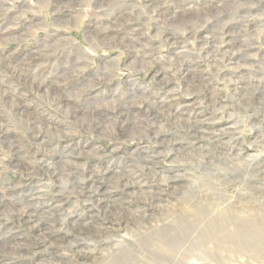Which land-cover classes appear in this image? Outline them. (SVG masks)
Instances as JSON below:
<instances>
[{"label":"rangeland","instance_id":"374dc122","mask_svg":"<svg viewBox=\"0 0 264 264\" xmlns=\"http://www.w3.org/2000/svg\"><path fill=\"white\" fill-rule=\"evenodd\" d=\"M170 3L165 8L161 0H0L1 264H120L122 252L130 258L127 264H180L150 255L141 241L157 239L155 232L176 224L182 213L210 209L212 217L201 229L218 220L220 211L264 217V0ZM217 10L221 18L231 16L219 23ZM225 22L240 25L234 30L238 46ZM197 33L216 36L210 60ZM230 49L238 56L246 50V67L255 71L246 72L240 87L234 81L244 71L229 64ZM183 61L214 82L216 105L207 91L184 80ZM52 81L58 93L48 90ZM119 102L135 107L131 116L143 110L134 116L144 119L142 126L135 122L140 130L134 136L110 115ZM149 106L169 133L165 141L145 128ZM90 107L100 109L105 121L97 128L85 113ZM188 121L208 129L204 141L190 134ZM175 135L185 144L183 152L173 148ZM150 156L153 168L143 162ZM250 156L261 160L253 163ZM249 162L254 168L247 169ZM105 170L110 172L91 184L110 192L94 203L82 189L92 171ZM121 171L139 186L114 182ZM110 207L122 209L121 224L113 216L106 221ZM19 211L34 212L44 222L39 226L34 218L38 226L30 229ZM89 225L104 226L101 241L108 242L99 245ZM71 229L80 233V248L62 239ZM199 234L201 243L207 236ZM200 243L193 253L186 251L190 264H264ZM219 258L227 260L215 263Z\"/></svg>","mask_w":264,"mask_h":264},{"label":"bare ground","instance_id":"6f19581e","mask_svg":"<svg viewBox=\"0 0 264 264\" xmlns=\"http://www.w3.org/2000/svg\"><path fill=\"white\" fill-rule=\"evenodd\" d=\"M171 1L172 0H161V2L163 3L165 8H166V5L168 6ZM237 7L238 8H243V5H238ZM214 15H215L214 18L216 19L217 22H219V21L221 22V21H223L222 19L225 18V17L221 18V14H220V12L218 10H217L216 14H214ZM233 15H235V14H233ZM229 16H231V15L228 14L227 17L224 20H226ZM225 24L226 25L224 26V28L227 29L228 36L231 37L230 38L231 42L235 43L238 46L239 45V44H237V36H238V34L234 30L236 29V27L240 28V25H237V24H234V23H231V22H228V23L225 22ZM215 37L216 36L214 35V33H211V35H208L207 33L206 34L205 33H197V35H196V39H197V41L199 43L201 52L202 53H206L207 57H209L208 58L209 60H210L211 54H213L214 51H215L212 48L214 46ZM235 44H233V45H235ZM244 51L246 52V50H244ZM244 53H240V55L238 56V54L237 55L235 54V50H231V49H230V51L226 50V54H228V56H229L227 58L229 64L238 65V66L241 65L240 67H242V70L244 71L243 76L235 78L236 80L234 81V84H238L239 87H240V85L244 84V79L247 78L246 75H248V74L246 72L254 71V70H251V68L246 67L248 65V64H246V61H247L248 57L241 55V54H244ZM246 55H248V54H246ZM197 68L196 67H191V64H190L189 61H183L182 64L179 66V72L181 73V75L184 78V80H186L189 83L194 81L196 83V85L198 87H200V89H202V91H207L208 92L207 98L211 99L213 104L216 105L217 102H216V96H214V91H215L214 82L213 81H206V79L203 76V72L200 71ZM236 70H237V68L234 71H236ZM238 72H239V70H238ZM235 74H237V72ZM248 79H249V76H248ZM55 83H57V82L56 81H52L49 84V86H48V90H52L53 93H54V91H56V88L54 89V87H53V85ZM56 93H58V91H56ZM158 106H159V108L161 107V105H158ZM244 106H245V103H244ZM131 108H135V107H133L130 104H127V105L124 104V103L120 104V102H119V105H115L114 104V107L110 109V110H112L110 112V115L112 117H114V118H117L120 121V124L122 126L121 128L123 130H127L128 132L132 131V136H134L133 133H137L140 130L139 125L137 124L138 125L137 126L135 124V122H139L140 126H142L141 124H142L144 119L141 118V116H140V118H137V119H136V117H134V116L139 115L143 111L142 109L137 108V110H136L138 112L137 115L131 116V114H130V110H132ZM85 110L84 111L88 115L89 119H91L94 123H96V125H95L96 128L99 126L100 123L105 122L101 118L102 115L100 113L101 112L100 109L91 108L90 107V108L85 109ZM22 113H24V112H22ZM75 113L76 114H74V115L76 117H78L79 110L76 109ZM144 113L146 114V119H147V126H145V128H149L151 133H152V135H155L157 137V139H164V141H165L164 137H165L166 133H168V132L162 131V128L158 125V122H157L158 118L156 116V113H154L152 111V107L149 106L144 111ZM198 122L199 121H197V122L188 121L187 122L189 124V126L193 127L191 129L194 130L190 134H192L194 136L198 135L200 140L204 141L206 139L205 136H204V133L207 132L206 131L207 128L199 127L200 123H198ZM203 125H205V124H203ZM176 136L177 135H175V137ZM175 139L177 141L176 142L177 146H173V148H175V150L178 153L183 152L184 149H185V144L182 141L179 140L178 136ZM168 142H169V140H168ZM80 153L83 154V152H80ZM90 158H93V161L91 160V163H95L94 159H96V158L93 157V156H89V157H87V160H89ZM154 158H155L154 156L146 157L145 159H143V162L145 161L144 163H146V166L148 168H153L152 166H149V164H147V162L148 161L154 162ZM250 158L251 159L253 158L251 160L253 163L258 162V161L261 160L260 156H255V157H251L250 156ZM244 159H246V158H244ZM241 160H242V158H241ZM246 161L247 162H244V163H248V158H247ZM253 163L248 164L247 165V169H249L250 166L253 167V165H252ZM71 170L74 171V174L76 176L80 175V172H79V170H78L76 165H72L71 166ZM109 172L110 171L105 170V173L103 175H101V172H98V171L97 172H93L92 171L89 174V176H88V179L90 180V183L87 185V187L85 189H82V187L79 185L80 187H77V191L82 189L83 190L82 194L85 195V196H88L89 199L92 202H94V203H97L98 198H99V201H103L104 199H107L108 193L110 191L104 189L103 187H101V185H99L97 187L96 186L94 187L91 183H92L93 180H96L98 177L104 176L105 174H107ZM59 174H60V172L58 171V173H57L56 170L53 173V175H56L57 177H58ZM175 178H177V177H175ZM180 178H182V177H180ZM114 182L119 183L122 187H125V188H127V187H131L132 188V187H134L136 185L139 186V182L137 180L135 181V178L133 176H129L125 171L119 172L118 175L116 176ZM122 190H125V189H122ZM156 197L159 198V199L161 198L157 194H156ZM112 204H113V202H112ZM1 205H4V204H1ZM121 206H124V205H121ZM97 207L100 208L98 205H97ZM105 210L107 212L104 215L106 221H108V219L113 216V217H115V219H113V222H115L116 224H121L122 223V221H120V212H121L122 209H118V208L117 209L116 208L113 209V208L110 207L108 209V211H107V209H105ZM209 210L206 209V210H204L202 212L198 211L197 215L195 213H194V215H189V214L182 213L183 215L179 216V220L177 221L176 224L175 223L174 224H170L169 222H168L169 224L165 223L161 230H158L157 232H155V235L158 237L157 239H153V240H155V242H153V240L148 242L147 239H143L141 241L142 245L144 247H146V249H147V251H148V253L150 255L155 256L156 258H160V256H162V257H165L167 259L169 258L170 261H172L173 263H175L177 261H180V264H190V259L191 258H189V256L187 255L188 252L186 253V251L189 249V251L192 252V250L196 246V243L197 244L200 243V242H198V239L201 236L197 238V234H199V232H200L204 236H207L205 239H202L203 243L201 242L200 245L201 244L205 245L206 243H212V244L214 243V246L216 248V252L217 251L218 252H222L224 250H227L228 252L232 251V252H234L237 255H241L242 257H243L244 254H247L254 261H261V260L264 259V217L260 216V217L257 218L256 216H246V215L237 216V215H230V213H228V212L227 213L229 215H226L224 213L220 214L221 213V211H220L219 215L217 216L218 220L207 222L206 225H205V228L201 229V227H204L203 223L205 221L209 220L210 217H212V213H211L212 211L210 212ZM123 212H124V210H123ZM191 214H193V213H191ZM19 216H21V217L26 216V218H24V220H23V223H24V225L26 227L28 226L30 229L36 228V226H38V225L41 226L40 223L44 222V221H41V220H43L42 217L40 215H35L34 212H28L25 215L24 212L21 211V213H20V211H19ZM213 216H214V214H213ZM34 218H37L38 225H33L32 224L34 222V220H33ZM213 219H215V218H213ZM31 225H33V226H31ZM116 226H118V225H116ZM89 227H90V229H88V228L87 229L90 230V232H92V234L96 237L95 240H97V242H101V243H99V245L102 246V245H104V244H106L108 242V241L106 242L105 240L101 241L102 236H103L102 233L104 231V226H99V225L91 226V225H89ZM100 228H102V229H100ZM108 229H110V228H108ZM47 231L49 232L50 229H47ZM159 231L160 232L163 231V233L161 235L159 233V235H158ZM68 234H69L68 235L69 236L68 239H66V237H64V238L62 237L64 242L67 241V242L73 243V245L79 246V248H80L81 245H82V244L80 245V243H79L80 233L79 232H75L74 230L71 229V231L68 232ZM58 240L60 241L61 239H57V241ZM46 241H47V239H46ZM150 245H152V246H150ZM186 246H187V248L185 249V255H183L184 251H182V250ZM3 247L5 248V246H3ZM3 247H2V249H4ZM50 251L51 250H45V251H43V253L47 254ZM207 254L212 256L211 259L216 257V255L213 254V253H207ZM125 258H127V260L130 259L129 256L127 255V253H124V252H122V255L117 257V259H121L120 264H127L129 262V261H126ZM225 260H227V258H219V259H217L215 261V263H219V262H222V261H225ZM206 261H207V259H204V261H202L201 264H207Z\"/></svg>","mask_w":264,"mask_h":264}]
</instances>
